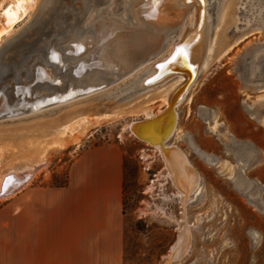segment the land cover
<instances>
[{
	"label": "rangeland",
	"instance_id": "1",
	"mask_svg": "<svg viewBox=\"0 0 264 264\" xmlns=\"http://www.w3.org/2000/svg\"><path fill=\"white\" fill-rule=\"evenodd\" d=\"M229 1L218 0L211 7L212 46L207 63L178 107V130L184 135L177 138L175 134L170 140L183 147L202 175L203 193L190 200L186 210L174 194L161 155L128 128L146 112L165 106V90L133 93L146 66L107 89L0 119V174L10 164L36 161L44 153L47 164L39 166L29 184H63L69 163L81 150L118 142L125 155V264H165L185 223L191 228V245L172 264H264V0ZM39 6L16 24L12 36L0 42V61L4 53H12L9 45L16 39L30 40L28 34L43 14ZM96 11L103 10H93L91 17ZM123 14L128 18L126 11ZM70 30L67 37L75 43L90 41L96 48L94 34L88 29L80 36H73ZM175 38L177 35L170 41ZM95 51L94 59L99 57L98 49ZM105 67L102 62L89 64L95 70L83 81L93 84L98 71L103 73L100 76L107 75L102 70ZM68 104L75 111L69 113ZM103 112L109 113L108 118L96 117ZM75 114L86 115L88 121L79 130L63 134L64 123ZM215 120L219 126L214 132L211 124ZM201 148L215 154L206 156L215 165L224 164L223 170L206 161Z\"/></svg>",
	"mask_w": 264,
	"mask_h": 264
},
{
	"label": "bare ground",
	"instance_id": "2",
	"mask_svg": "<svg viewBox=\"0 0 264 264\" xmlns=\"http://www.w3.org/2000/svg\"><path fill=\"white\" fill-rule=\"evenodd\" d=\"M216 1L0 0V42L12 36L10 34L16 24L29 16L28 13L39 4L42 7L38 8L46 14H40L41 20L36 23L34 40L13 43L14 58L0 63V119L33 113L101 88L107 89L146 66L140 83L133 87V93L145 89L147 92L165 90V106L157 112H146L143 118L130 122L128 128L139 140L161 155L167 178L175 187L174 194L186 210L189 201L203 193L202 175L183 147L170 140L175 134L177 138L184 135L178 130V107L207 63V53L212 46L211 7ZM111 3L115 5L107 9ZM97 8L103 11H96L91 17L92 11ZM125 11L128 18L123 14ZM89 17L91 21L86 24ZM50 25L54 29L45 28ZM83 29L94 34L101 58H93L96 52L93 42L75 43L74 38L67 37L69 30L74 33L73 36H80ZM174 33L177 38L171 42ZM45 43L48 45L42 49L41 45ZM79 43H82L80 48ZM92 49L91 54L89 50ZM101 62L107 66L102 68L107 75L100 76L102 72L98 71L99 76L93 84L84 82L83 78L95 70L88 68V65L96 66ZM37 65H42L43 69L38 70ZM39 80L41 83L31 89V84ZM71 104L68 105L72 109L75 104ZM65 110L67 114L69 111L67 108ZM72 111L75 110L69 113ZM55 114L56 120L58 113ZM108 115V112H103L97 113L96 117L104 119ZM77 116L69 117L72 119L64 123L63 134L75 132L87 119L86 115ZM218 126L216 120L211 124L214 132ZM207 154L206 151L200 152L206 161L215 165L208 160ZM47 161L43 153L36 161L27 159L19 164H10L0 174V199L12 197L29 185L37 175L39 166L47 164ZM215 166L219 170L224 168L222 163ZM191 240V228L185 223L170 246L165 264L180 261L188 252Z\"/></svg>",
	"mask_w": 264,
	"mask_h": 264
},
{
	"label": "crops",
	"instance_id": "3",
	"mask_svg": "<svg viewBox=\"0 0 264 264\" xmlns=\"http://www.w3.org/2000/svg\"><path fill=\"white\" fill-rule=\"evenodd\" d=\"M124 190L118 142L81 150L65 183H32L0 202V264H125Z\"/></svg>",
	"mask_w": 264,
	"mask_h": 264
},
{
	"label": "water",
	"instance_id": "4",
	"mask_svg": "<svg viewBox=\"0 0 264 264\" xmlns=\"http://www.w3.org/2000/svg\"><path fill=\"white\" fill-rule=\"evenodd\" d=\"M7 7H8V6H7ZM7 7H5L4 10H6ZM43 13H44V11H43ZM42 15H43V16H46V14H42ZM42 15H41V16H42ZM42 18H43V17H42ZM39 20H41V17L37 20V22H39ZM37 22H36V23H37ZM36 23H35V25H34L33 28H32V33H31V34H28V35L31 37L30 40H25L23 37H20V38L16 39L13 43H19V42H30V41H33V40H34V37L36 36V33H35ZM45 28L51 30V29H54V26H53V25L45 26ZM13 43L9 45V47L11 48L12 53H11V54L4 53V54H3V58H4V60H3V61H0V63H2V62H6L7 60H10V59L12 60V59L14 58V52H13L12 47H11V46L13 45ZM81 46H82V43H79V44H78V47L80 48ZM79 50H80V49H79ZM37 66H38V70H42V69H43V66H42V65H37ZM39 83H41L40 80H39V81H36V82H33V83L31 84L30 88L32 89L33 86H35L36 84H39ZM8 89H10V87H9ZM32 96H34V94H33ZM0 100H2L1 95H0Z\"/></svg>",
	"mask_w": 264,
	"mask_h": 264
}]
</instances>
